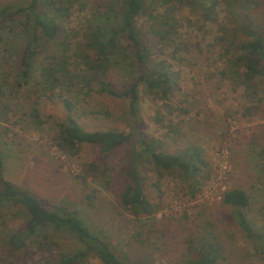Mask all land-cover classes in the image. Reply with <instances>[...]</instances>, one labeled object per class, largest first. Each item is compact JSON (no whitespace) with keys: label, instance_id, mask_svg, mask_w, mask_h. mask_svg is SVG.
I'll return each instance as SVG.
<instances>
[{"label":"rangeland","instance_id":"374dc122","mask_svg":"<svg viewBox=\"0 0 264 264\" xmlns=\"http://www.w3.org/2000/svg\"><path fill=\"white\" fill-rule=\"evenodd\" d=\"M228 1L230 6L219 0L206 19L202 8L190 0H170L171 39L163 43L150 35L149 45L154 50L153 61L164 60L169 65L174 89L162 99L149 94L142 84L138 120L131 114L128 98L89 93L82 78L84 73L104 74L120 90L130 83L132 73H137L128 64L131 58L124 60L119 54L103 62L86 44L87 26L97 10H108V4L118 9L120 0H75L70 17L61 24L63 31L37 55V70L27 81L22 79L18 64L28 33L21 25L13 31L3 28L0 147L5 158L4 177L36 193L49 206L76 210L92 231L105 236L116 254L130 264H189L205 241L219 245L217 264H264L256 238L264 234V78L256 79V94L230 64L237 55L235 43L249 38L243 29L247 17L255 28L263 26L264 0ZM29 2L0 0V6ZM168 7L159 11L167 13ZM146 18L139 17L143 28ZM64 43L69 47L65 51L70 57L69 70L77 77L73 86H67L70 80L65 78L63 85L49 92L71 99L70 111L61 98L46 94L47 84L41 76V66L61 60ZM87 62L100 66L88 72ZM93 85L99 86L97 82ZM35 94L41 96L40 109L46 116L60 120L70 114L88 131L116 129L133 136L112 151L84 144L77 155L70 156L53 144L55 133L50 126L37 127L26 116ZM141 140H154L158 150L167 153H185L197 147L206 164L195 179L183 180L177 171L156 170L150 162L142 163L154 213L139 219L126 210L120 197L127 185L122 164L134 149H142ZM92 162L109 170L99 176L88 174ZM234 188L244 189L251 197V205L243 211L255 238H249L239 225L236 209L223 202L225 193ZM19 221L16 218L14 226ZM38 232L39 237L45 234L61 241L62 253L69 252L75 239L66 228L47 226ZM8 234L9 229L0 231V259L7 264L14 259ZM59 256H53L50 264H61ZM81 264L102 262L90 255Z\"/></svg>","mask_w":264,"mask_h":264},{"label":"trees","instance_id":"16d2710c","mask_svg":"<svg viewBox=\"0 0 264 264\" xmlns=\"http://www.w3.org/2000/svg\"><path fill=\"white\" fill-rule=\"evenodd\" d=\"M218 1L190 0L202 8L206 19L210 18ZM225 2L231 5V1ZM74 4L75 0H30L24 6L17 7L11 4L0 6V48L4 39L1 32L3 28L9 27L13 31L21 25L28 33V41L19 54L18 64L20 75L25 81L31 79L37 70L35 65L37 55L63 31L61 24L70 17ZM169 5L170 0H120L118 9L108 4V10H97L96 16L87 26L86 44L98 54V60L109 62L113 56L122 54L124 60L131 58L127 60L128 64L133 72L137 73H132L130 83L120 90L114 88L104 74L84 73L82 78L85 87H88L89 93L95 91L128 98L130 111L135 120H138L141 114L142 84L149 94L162 99L168 98L174 89V79L169 65L164 60L154 62L152 59L154 50L150 47L152 44L150 35L158 37L163 43L171 39L169 27L172 17ZM165 7H168L167 13H161L160 8ZM100 12L105 16L97 17ZM141 16L147 17L144 28L139 25ZM247 20L243 29L249 38L235 43L237 55L230 64L239 74L241 81L249 88L255 89V93L258 94L259 87L255 81L257 78H264V23L257 29L249 17ZM66 45L68 43H64V46ZM63 48L60 61L54 65L50 63L41 66V76L47 84L46 94H49V97L61 98L66 109L70 111L73 109L71 99L53 91L49 92L50 88L53 90L63 85L65 78L70 80L67 86H73V80L77 77L69 70L70 57L65 56V51L69 47ZM226 50L228 52L229 48ZM98 66L100 64L87 62L86 70L89 72ZM95 82L99 85L97 88L93 85ZM40 101L41 96L36 94L31 96L30 109L26 116L37 127L50 126L55 133L52 137L53 144L70 156L77 155L84 144H98L105 151H112L126 145L133 136L132 132L116 129L88 131L70 114L65 119H53L41 111ZM140 143L142 149H134L131 156L125 158L122 164L127 185L120 197L126 210L139 219L148 218L154 213V205L147 194L148 177L140 169L142 163L148 161L156 170L177 171L183 180L195 179L202 166L206 164L197 147H190L185 153H167L159 151L154 140H141ZM4 159L0 147V227L1 230L9 229V243L14 257L9 264H40L33 255L39 256L38 260L46 264H50L51 258L56 255H60L61 264H81L90 255L95 256L102 264H130L116 254L105 236L92 231L76 210L58 204L49 206L45 199L36 193L5 178ZM106 170H109L106 165L101 166L92 162L89 163L88 174L99 176ZM88 198L90 199V195ZM223 202L236 209L239 225L249 238H255L256 234L247 214L243 211L251 205L250 195L244 189L234 188L225 193ZM16 218L20 221L19 225L14 226ZM47 226L66 228L73 233L75 239L69 252H61L62 242L58 239H52L45 234L37 236L39 229ZM256 238L259 240L258 248L264 258V234L261 233ZM219 256V245L213 241H205L198 256L190 259L189 264H217ZM0 264L7 263L0 259Z\"/></svg>","mask_w":264,"mask_h":264}]
</instances>
